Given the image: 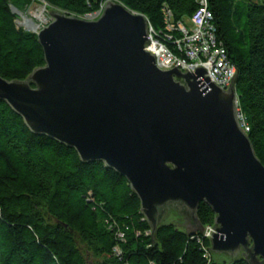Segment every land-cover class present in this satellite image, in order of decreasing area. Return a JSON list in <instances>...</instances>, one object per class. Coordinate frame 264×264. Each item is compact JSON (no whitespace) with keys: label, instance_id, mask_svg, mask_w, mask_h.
Returning a JSON list of instances; mask_svg holds the SVG:
<instances>
[{"label":"water","instance_id":"obj_1","mask_svg":"<svg viewBox=\"0 0 264 264\" xmlns=\"http://www.w3.org/2000/svg\"><path fill=\"white\" fill-rule=\"evenodd\" d=\"M103 8L94 20L52 8L38 32L25 28L45 64L24 80L0 76V101L34 134L127 178L161 253L162 225L205 232L204 202L216 214L213 263L264 264V164L237 118L238 69L228 89L202 66L161 70L145 49L149 20L117 1Z\"/></svg>","mask_w":264,"mask_h":264},{"label":"trees","instance_id":"obj_2","mask_svg":"<svg viewBox=\"0 0 264 264\" xmlns=\"http://www.w3.org/2000/svg\"><path fill=\"white\" fill-rule=\"evenodd\" d=\"M24 1L0 0V76L7 80H24L45 64L36 33L15 23L11 7L20 10ZM43 1L78 17L117 1L143 14L174 51L168 36L181 32L166 29V8L175 25L190 24L198 8L196 0ZM209 8L218 39L238 69L239 108L264 164V0H209ZM215 216L207 203L197 209L204 228L214 225ZM151 235L127 178L101 161L82 162L75 149L34 134L0 101V264H218L200 229L188 237L174 224L160 226L156 239L164 253L159 244L153 246Z\"/></svg>","mask_w":264,"mask_h":264},{"label":"built area","instance_id":"obj_3","mask_svg":"<svg viewBox=\"0 0 264 264\" xmlns=\"http://www.w3.org/2000/svg\"><path fill=\"white\" fill-rule=\"evenodd\" d=\"M198 8L193 13L190 24L179 22L174 24L172 12L166 8V29L170 31H180V37L169 35L173 41L176 51L169 47L159 37L162 31L157 30L149 22L148 39L149 43L145 49L155 55L156 65L161 70H170L177 66L182 71L195 72L196 67L202 66L207 70L205 76H209L211 82L222 89H228L231 79L236 73L237 67L229 57L228 51L218 39L217 27L213 22L214 15L209 8V0H196ZM91 16L102 11L103 6ZM237 118L243 131L250 130L241 109L237 102ZM214 225L205 226V237L211 238ZM122 236V234H120ZM114 251L118 252L117 248Z\"/></svg>","mask_w":264,"mask_h":264},{"label":"rangeland","instance_id":"obj_4","mask_svg":"<svg viewBox=\"0 0 264 264\" xmlns=\"http://www.w3.org/2000/svg\"><path fill=\"white\" fill-rule=\"evenodd\" d=\"M15 9L19 12L18 14L15 13L16 14L15 22H19L20 21L21 24H22L20 26L17 24V27H20V28H22L24 30H26L25 28H27V27L25 25H23V21H24L23 12L25 14H33V13H36V12L44 11L45 16H46V20L43 21V22L40 21L39 19L36 20V21L39 22V28L37 29L36 32H38L41 27L45 26L49 21L52 20V18H51L52 16H50V14H49V10L52 9V8H50L43 0H27V1L23 2L22 8H20V10L17 9V8H15ZM103 9H102V11H103ZM102 11H99L98 13H96L94 15H91V16H83L82 18L87 19V20H94L98 16L101 15ZM188 23H190V22L188 21Z\"/></svg>","mask_w":264,"mask_h":264},{"label":"bare ground","instance_id":"obj_5","mask_svg":"<svg viewBox=\"0 0 264 264\" xmlns=\"http://www.w3.org/2000/svg\"><path fill=\"white\" fill-rule=\"evenodd\" d=\"M23 16H24L23 25H25L27 28L32 29L34 31H37V29L39 28V22L36 21L37 19H39L42 22L46 20L44 11L36 12L33 14H25L23 12ZM18 24L22 25L21 22H18Z\"/></svg>","mask_w":264,"mask_h":264}]
</instances>
